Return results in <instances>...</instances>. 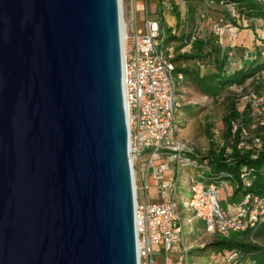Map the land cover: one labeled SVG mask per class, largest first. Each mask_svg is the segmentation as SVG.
Segmentation results:
<instances>
[{
	"label": "water",
	"instance_id": "obj_1",
	"mask_svg": "<svg viewBox=\"0 0 264 264\" xmlns=\"http://www.w3.org/2000/svg\"><path fill=\"white\" fill-rule=\"evenodd\" d=\"M119 0H0V264H137Z\"/></svg>",
	"mask_w": 264,
	"mask_h": 264
},
{
	"label": "built area",
	"instance_id": "obj_2",
	"mask_svg": "<svg viewBox=\"0 0 264 264\" xmlns=\"http://www.w3.org/2000/svg\"><path fill=\"white\" fill-rule=\"evenodd\" d=\"M186 1L141 0V24L131 31L124 29L122 81L134 183L137 264H186L180 258H169L170 253L186 255L191 247L182 236V221L185 218L189 225L194 218L201 221L205 232L210 235H227L251 229L264 218V195L244 194L231 209L225 210L216 192L218 185L225 183L207 182L202 171L189 176L186 184L190 195L182 197L180 194L182 203L179 204L176 199L178 180L174 174L169 177L165 174L163 159L175 162L181 173V167L188 160L182 156V145L174 139L179 127L175 79L181 74H174L172 58L176 50L174 45L166 42L165 31L170 27L171 33L178 35L182 30H188L185 24ZM119 2L124 25L122 0ZM206 3L205 8L215 5L211 0ZM219 5L225 7L231 17L237 16L232 4ZM169 15L174 23L168 21ZM207 15L206 9L199 11L192 27L196 36L203 31ZM214 21L213 31L221 41L224 31L228 30V47L236 45V25L227 22L223 16ZM261 23L264 26V22ZM185 50L186 46H182L178 51ZM250 54L246 59L252 58ZM259 55L264 58V49L259 51ZM248 100L259 113L264 112V93L252 92ZM254 142L257 147L260 146L259 138H255ZM149 173L156 179L161 193L158 199L156 197L151 201L148 200ZM154 246L160 248L155 250ZM226 262L243 264L237 263L236 252L230 253Z\"/></svg>",
	"mask_w": 264,
	"mask_h": 264
},
{
	"label": "trees",
	"instance_id": "obj_3",
	"mask_svg": "<svg viewBox=\"0 0 264 264\" xmlns=\"http://www.w3.org/2000/svg\"><path fill=\"white\" fill-rule=\"evenodd\" d=\"M207 1L209 0H187V17L195 20L202 9L217 7L222 11L225 10L224 13H220V16L234 21L226 8L219 5L223 3L232 4L238 18L260 19L264 22V0H211L215 5L205 8ZM192 26L188 30H182L178 35L172 34L170 27L165 29L167 43L179 41L172 58L175 65L174 74H181L180 78L175 79L176 94L180 92L179 89L182 86L189 85L195 87L202 95L215 98L228 86H241L247 80L262 75L264 58L259 54L236 62V66L232 68L227 51H221L214 42L216 41L214 36L205 37L202 34L196 36L193 34ZM182 46H186V50L178 51ZM199 61H205L212 70L201 72L197 66L193 65V62ZM260 85L264 86V81L257 83L256 90ZM178 111L183 112L180 104ZM237 116L238 113L234 111L229 113L225 121L226 131L223 143L218 150L210 149L206 154L184 150L182 156L188 160L181 167L182 171L188 173L194 168L196 174L200 171L204 173L207 182H224L233 185V195L237 199L248 193L264 195V125L259 126L254 135L260 140V146L257 147L253 138L241 137V127L232 132V121H235ZM182 120L183 122L185 120L184 112ZM178 125L181 126L180 122ZM177 184V189L182 193L179 180ZM239 191L241 194L238 193ZM190 251H193L195 256H208L225 251L229 255L236 252L237 263L264 264V218L251 229L230 232L227 235H215L213 240L200 241L196 247L191 246L188 253ZM228 255L224 259L225 264H228L226 262Z\"/></svg>",
	"mask_w": 264,
	"mask_h": 264
},
{
	"label": "rangeland",
	"instance_id": "obj_4",
	"mask_svg": "<svg viewBox=\"0 0 264 264\" xmlns=\"http://www.w3.org/2000/svg\"><path fill=\"white\" fill-rule=\"evenodd\" d=\"M186 6L188 7V3L186 1ZM208 15L203 21V31L200 34L208 37L209 35H213L214 40L216 39L215 44L220 47L221 51H227L228 56L230 58V66L234 68L236 62H241L243 59L248 58V54L251 53V57H254L256 54H259L260 50L264 49V38H260L258 33H255L254 38L256 40H252L253 33L250 29L251 25L248 21H243L245 19L238 18V16L234 17V21L230 20L226 17V21L236 25L237 32H241V35L237 34V45L232 47H228V30L224 31L222 35V41L220 36L215 34L213 31L214 20L220 16V13H224L225 10H221L217 7L208 8ZM227 11V10H226ZM124 13V11H123ZM154 16V15H151ZM168 21L170 23H174L171 20V15L167 16ZM124 27L126 28L125 23V15L123 14ZM195 20L189 19L187 17L186 23L190 29V26L193 25ZM246 23V24H245ZM195 24V23H194ZM262 23H259V26H262ZM194 27V26H192ZM124 30V32H125ZM193 30V29H192ZM249 30V35L247 39H243L245 35V31ZM260 33L262 29L259 30ZM258 31V32H259ZM194 32V31H193ZM258 36V37H257ZM240 37V39H239ZM264 37V36H262ZM245 40L246 43L243 45L241 40ZM252 41V42H251ZM256 41V42H255ZM260 41H263L260 42ZM255 44L252 45V43ZM179 44V41H170L169 45L175 48V45ZM251 45V46H250ZM245 46L247 48H245ZM244 49V51L242 50ZM257 59H259L257 57ZM237 60V61H236ZM208 61V60H207ZM193 65L197 66L201 72H206L209 69L212 70V67L205 63V61L193 62ZM259 77V79H258ZM264 81V72L261 76H257L255 79H249L241 86L233 85L226 87L222 93L215 98L207 97L199 93L195 87L185 85L179 89V93H177L178 103L182 106V110L184 112V122L182 120L183 112H176L178 122L180 125L178 130L176 131L175 140L179 142L184 150L192 151L193 153L198 154H206L208 150H218L223 143V137L226 131V119L229 116V113L234 111L238 113L237 119L232 121V132L236 131L238 127H241V137L243 138H257L255 135L256 130L259 126L264 125V112H258L254 107L250 105L249 95L252 92H262L264 93V86H259L257 89V83ZM165 163V167L168 171H171L174 176H176V180H179V188L182 189V193L178 190V194L176 199L179 204L182 203V199L179 198V195L182 194V197H189L190 191L187 187L186 181L189 176L196 174V169H191L188 173L180 171V167L175 164V162L169 159H163ZM191 172V173H190ZM153 190H148V200H154L150 197L151 192ZM234 186L225 183V186L218 185L217 187V196L222 205H226L225 199L228 200V203L232 204L235 199L233 195ZM225 192L227 196H225ZM241 194V191L238 192ZM221 205V206H222ZM223 208V207H222ZM180 210V209H179ZM180 216H184L182 212H180ZM187 219L185 218L182 221V236L185 240H190L192 248L196 247L195 244L200 241H210L213 240L215 235H210L205 232L204 226L199 225L198 220L195 218L191 221V225L187 224ZM197 239V242L194 240ZM159 246H154L155 250H158ZM228 255V252L213 254L208 256H195L193 251H190L186 255L183 254H175L170 253L169 258H180L185 261L186 264H225V257Z\"/></svg>",
	"mask_w": 264,
	"mask_h": 264
},
{
	"label": "crops",
	"instance_id": "obj_5",
	"mask_svg": "<svg viewBox=\"0 0 264 264\" xmlns=\"http://www.w3.org/2000/svg\"><path fill=\"white\" fill-rule=\"evenodd\" d=\"M141 8H142L141 0H122V10L124 11L123 14L125 15V23H126L127 31H131L133 27H135L137 25L139 26L141 24V19L143 17V13L141 11ZM243 21L244 22L248 21L250 23V25H251V28H248V29H250L252 31V33H253L252 40H256L257 39V38H254L255 33H258V36L262 39V36H264V26L263 25L259 26V23H261L260 20H256V19L250 20V19H248V20H243ZM260 29H262L261 33L259 31ZM242 31L243 30H241V32H238V35H241ZM248 35H249V30H246L243 39L245 38V40H246ZM239 39H240V37H239ZM243 39L241 40V42L244 45L246 43V41L243 40ZM255 42H253L252 45L255 44ZM260 42L263 43V41H260ZM236 45H237V40H236ZM247 47L245 46V48H247ZM242 50L244 51V49H242ZM243 60H247V59H243ZM165 171H166L165 174H166L167 177H169V176H171L173 174L171 171H168L167 169ZM147 179H148V182H149V189L153 190L151 192L150 197H153V199L157 197V199H158L159 196H161V193H160V191H159V189H158V187L156 185L157 184L156 179L150 173L147 175ZM223 186H225V184ZM225 196H227L226 192H225ZM236 202H237V198H235L233 200L232 204L228 203V200L225 199L226 205H222V204L221 205H222L223 209L229 210V209H231L234 206V204ZM198 223H199V225H203L202 222L199 221V220H198ZM184 241L188 242L190 244L192 243L190 240H185L184 239ZM194 242H197V239H195ZM195 245H197V244H195Z\"/></svg>",
	"mask_w": 264,
	"mask_h": 264
},
{
	"label": "bare ground",
	"instance_id": "obj_6",
	"mask_svg": "<svg viewBox=\"0 0 264 264\" xmlns=\"http://www.w3.org/2000/svg\"><path fill=\"white\" fill-rule=\"evenodd\" d=\"M121 34H122V43H123V39H124V37H125V32H124V30H123V23H122V21H121Z\"/></svg>",
	"mask_w": 264,
	"mask_h": 264
}]
</instances>
